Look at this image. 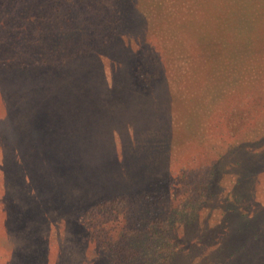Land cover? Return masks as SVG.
I'll list each match as a JSON object with an SVG mask.
<instances>
[{"label": "rangeland", "instance_id": "obj_1", "mask_svg": "<svg viewBox=\"0 0 264 264\" xmlns=\"http://www.w3.org/2000/svg\"><path fill=\"white\" fill-rule=\"evenodd\" d=\"M224 1L96 0L99 13L90 3L72 17L77 0H62L52 30L35 16L42 55L0 65V171L19 188L0 191L2 225L31 243L24 264H105L87 223L109 227L113 217L93 215L97 204L170 179L181 192L224 147L264 142V5L245 0L250 20L244 6L231 20ZM128 16L144 29L142 47L123 30ZM120 37L128 52L117 54ZM251 190L264 205V172ZM253 259L264 264V254Z\"/></svg>", "mask_w": 264, "mask_h": 264}, {"label": "trees", "instance_id": "obj_2", "mask_svg": "<svg viewBox=\"0 0 264 264\" xmlns=\"http://www.w3.org/2000/svg\"><path fill=\"white\" fill-rule=\"evenodd\" d=\"M60 1L62 0H0V65H13L23 59L28 60L31 56L36 59L42 55L43 45L34 39L36 34L33 33L32 25L35 24L36 16L38 21H44L51 27L57 16L54 7L58 5L60 8ZM244 1H224L231 20L238 15L242 6L246 11L245 19L246 13L250 18L251 6L244 4ZM249 1L264 5V0ZM95 2L96 0H77V6L67 8L66 14L70 11L72 17L73 14L82 16L90 3L99 13L101 5ZM155 2L156 0H152V5ZM225 14L219 11L218 16L214 17H218L222 23V18H226ZM152 16L160 18V11L157 10ZM171 21L164 22L167 34H173ZM210 21V18L207 19V24ZM134 23L135 20L131 21L128 16L123 30H134V35H140L135 40L142 47L146 44L142 37L144 29ZM163 26L159 24L158 28L154 24L151 28L159 31L165 28ZM40 27L37 25L38 29ZM46 32L49 34L48 30ZM113 42L108 48L105 47L106 52L112 49ZM118 43L113 46V51L118 50L117 54L128 52L123 37L119 38ZM160 51L163 55L161 47ZM129 58L126 57L125 61L128 62ZM153 74L156 76L155 72ZM129 80L130 83L133 77ZM4 90V94L11 92L7 88ZM14 112L15 109H12L9 114ZM6 114L7 112L3 113L0 122L4 121ZM259 143L262 144L258 146L260 149H255ZM224 148L225 152L210 161L211 168L206 170L203 167L205 172L200 169L199 178L191 177V182L186 183L185 190L181 192L178 183H172L173 179H168L166 188L157 189L155 193L145 192L130 198L111 196L110 199L107 198L108 202L97 204L92 210L93 215L101 212V219L112 216L113 225L119 218L118 214L124 216L120 218L122 224L118 221L119 225L115 227H106L109 221L100 225V221L97 224L87 223L92 229L89 235L95 237L96 245L99 244L101 248L99 252L98 249L94 252L96 257L102 256L105 264H255L256 259L253 257L264 254V205L255 201L254 194L250 193L259 173L264 172V150L260 151L264 149V142L260 139L259 142H243ZM48 177L45 176L44 180ZM184 177L185 172L181 176L179 174L175 181L184 182ZM228 181H232V184ZM244 186L247 194L242 191ZM1 189L8 194L19 192L17 185L5 181L2 171L0 191ZM5 202L8 199L0 194V203ZM2 211H5L3 206L0 207V264H24L27 260L26 249L31 243L19 242L20 233L16 229L8 230L3 227L2 223L9 220V217ZM112 228L115 229L114 232H111ZM14 239L15 243L12 242ZM62 250L65 251V248L62 247Z\"/></svg>", "mask_w": 264, "mask_h": 264}]
</instances>
